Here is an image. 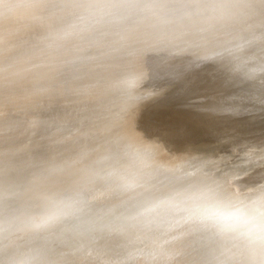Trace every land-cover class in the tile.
Returning <instances> with one entry per match:
<instances>
[{
	"label": "bare ground",
	"instance_id": "6f19581e",
	"mask_svg": "<svg viewBox=\"0 0 264 264\" xmlns=\"http://www.w3.org/2000/svg\"><path fill=\"white\" fill-rule=\"evenodd\" d=\"M34 2L0 24V53L6 52L1 61L9 64L0 72V238L12 234L13 223L33 233L14 258L24 257L30 264H79L92 253H102L112 264H133L131 252L171 240L193 212L201 222L227 217L202 206L206 190L221 193L222 185L206 172L197 175V167L208 159L218 165L234 153L238 169L257 161L260 167L253 177L262 179L264 153L240 155L246 152L241 149L245 143L256 146L264 135L245 133L240 125L220 136L222 124L212 121L219 120L209 110L212 103L203 104L204 109L198 102L206 98L209 104L220 94L227 101H221L227 114L249 109L252 117L264 110V0H64L57 11L49 9L48 0ZM191 3L200 10L183 14ZM178 18L182 23L176 25ZM35 27L41 28L37 36L26 34ZM158 27L170 34L162 43H150L149 32ZM114 30L117 35H112ZM86 35L90 39L84 42ZM120 37L130 50L102 64L98 45L110 50ZM59 39L96 49L78 76L63 77L60 70L43 87L30 82L17 90L13 83L25 65L53 51ZM124 53H147L142 74L126 69L114 76L126 63L119 61ZM134 75H142L147 84L140 88L142 79H131ZM228 84L242 88L230 94ZM129 88L135 89L132 102L125 98ZM6 94L17 95L16 102L5 100ZM28 94V101L21 100ZM149 97L164 100V108L175 109V118L183 105H193L188 110L198 118L194 125L208 127L194 141L183 135L171 141L158 138V131L153 125L146 129L139 114L147 110L142 105ZM201 107L208 108L212 122ZM204 116L216 125L203 127ZM254 116L249 121L260 115ZM140 127L152 138L138 139L135 130ZM201 144L199 152L189 154ZM243 196L249 195H232ZM25 210H31L26 219L13 220ZM217 228L200 224L209 233L206 242L188 251L185 239L166 246L160 258L171 252L172 257L185 255L190 264H217L219 253L230 247L229 233L243 229Z\"/></svg>",
	"mask_w": 264,
	"mask_h": 264
},
{
	"label": "rangeland",
	"instance_id": "374dc122",
	"mask_svg": "<svg viewBox=\"0 0 264 264\" xmlns=\"http://www.w3.org/2000/svg\"><path fill=\"white\" fill-rule=\"evenodd\" d=\"M48 2H49L48 3L49 9L52 11H57L60 8L61 4L64 2V0H59V1L58 0H48ZM34 3H35L34 0H25V1L0 0V24H2V22H4L14 12H16L17 10L20 9V7H17L18 5H25V7H29ZM185 8H187V10H185L183 12V14L187 13L189 15L192 14L196 10H198V11L200 10V7L198 5L197 6L194 5V3H191L190 5L186 6ZM195 17H193V19H190V22L192 20H194ZM180 21H182L181 18L180 19L178 18V20H176V22H175L176 25L181 24L182 22H180ZM40 30H41L40 27H35V28L27 29L25 32L27 35L34 37L35 35L37 36L39 34ZM117 34H118L117 30H114L112 32V35H117ZM169 34H170V32H166V31L161 32L160 27L154 28L153 30H151L149 32L148 41L150 43H162V41L165 38V35L167 36ZM85 38L86 39L84 42H87L90 39L89 36H87V35ZM120 39H122V41L120 40L121 41L120 43L114 42L113 45L111 44V41L109 43H107L108 47L110 45H112V46L115 45L114 48L111 47L110 50L106 47V45L105 46L104 45H101V46L98 45V48L101 49L99 56L101 55L100 57H102V64H104L106 60L116 58L120 52L130 50L129 49L130 46H127L126 39L123 40V38H121V37H120ZM100 40L103 41L105 39L103 37H100L99 41ZM54 46H56L54 48V50L51 51L49 54H46L43 58L42 57L40 59L34 58L30 61V63H28V65H25V67L23 68L22 76L17 81H15L13 83L14 87L17 90H22L23 88L28 86V84L30 82H33V84L36 87H43L44 84L46 83V81L48 80V77L57 76L58 73L61 71H62L61 76H63V77H66L69 75H75V77L78 76L79 72L82 71V68H84L82 66H84V64L91 57V54H92L91 52L94 49H96V47H93V45L87 49V48H83L81 46V44H79V43L65 44L63 39H59V41L56 42ZM5 53H6L5 51L0 53V72H6L5 70L9 66V64H5L1 61V59L3 58ZM134 54H136V53H134ZM145 54H147V53H137L134 57L133 56L131 57V55H127V54L121 55V59L119 61L122 60L121 61L122 64H124L125 62L126 63L123 65V68L120 67V69H118L114 72V76L118 77L120 72L123 70H126V69H129L131 71L134 70L137 72V74H139V73L142 74L143 69L141 67H142V63H143L144 58H145ZM123 61H125V62H123ZM262 67H264V65ZM134 71H132V72H134ZM114 76H112L113 79L115 78ZM138 77L140 79H142V75H140V76L134 75L131 79L137 80ZM87 79L88 78H86V80ZM102 82H103V84L102 83H100V84L105 85L106 82H104V81H102ZM111 82H113V80ZM138 84H139L138 86L140 88H142L143 86H145L147 84V82L143 78L142 80L139 81ZM227 86L230 88V87L234 86V84L233 85L228 84ZM235 87L237 89L236 88H230V89L226 88V90L229 89L228 91H230V94H231V90H233V89L239 90L242 88V86H240L241 88L239 86H235ZM263 87H264V85H263ZM234 90H233V92H234ZM32 91L35 92L34 90H32ZM233 92H232V94H233ZM228 94L225 96H227L229 99V96H231V95L228 96ZM217 97H219V98H217ZM217 97L215 99H217V100L220 99L219 100L220 103L218 102L219 105L221 104L220 108H219V109H221L220 112H218L219 111V109H218L219 105L217 104V102L216 103L214 102V100H215L214 98L209 104H207V101L205 102L206 98H202L198 103L203 108L205 105H207V107H208V105H210L211 103L214 105L215 104L217 105V106H214L211 104V106H209V110L211 112L214 111V112H212L213 116H214V113L217 112V114H216L217 117H215V116L213 117L212 115H210V116H212L213 119L214 118H217V120L219 119L218 122L215 121L216 119L212 120V121H214V123L222 124L219 128L220 129V133H219L220 136L226 135L230 130L233 129V127H235V126L240 127V125H241L240 129L242 131H244L245 133L254 132L257 134L262 133L261 135H264V110L259 111V112H254L256 114L253 113L254 115H260V116H258V120L256 118V120L258 122L257 121L253 122V120H252V122H253L252 123L251 119L249 121V118L253 119L255 116L254 115H251L252 117H249L250 115L248 116V114H251L249 109H245V110L243 109V112L245 111L244 113L242 112V109L241 110L238 109L241 111V112L239 111L240 113L238 112L237 109H236L237 111L233 110L231 112L227 110L228 114H229L228 115L226 110H223L225 108L222 107L224 105L221 103V101H223V99H225V98L221 99L220 94H218ZM4 98L9 103H14V102H16L15 99H17L18 96L6 94ZM29 98H30V94L26 95L21 100L28 101ZM149 98L150 99H148L146 101V103L142 105L143 108L147 109V110H143L139 113L140 118H142V119L144 118V122L146 121V123H145L146 129L150 128V126L153 125V127L156 129V131H158L157 137L158 138L161 137V138H163V140L165 139L166 141H171L172 138L175 139L176 137H179L180 135L181 136L183 135L182 137H184L187 142L188 141H194L195 139H200V137L202 135L198 136V134L201 131H203L205 128H207L208 127L207 125H209L212 122L210 119L212 117H209L210 112H209V110H207L208 108L206 110H204L205 108L203 109L201 107V110H200V111L203 110L201 112V114L205 113L204 111H207L206 112L207 114L205 113V115L206 116L208 115L207 117H209V120L211 121L209 123V120L206 119L207 117L205 118V116H204V119H206L205 122L202 120L201 121L203 122V124L205 123V125H203V127L204 126H207V127H204V129H202V127L200 126V123L198 126L194 125L198 118L196 117V119H195L194 118L195 116H191V114L189 115L190 111L188 110V108H190L191 106L193 107V105H189L190 107L187 106L188 108L185 107L186 105H183L184 107H182V105H181L180 107H182V109H180V108L179 109L182 112H180L181 114L178 113V115H177V117L179 118L178 119V118H175L173 115L175 109H173L171 111V109L168 110L167 108H164L167 105L166 102H164V100L159 101L156 98L155 99L152 97H149ZM217 100H215V101H217ZM224 101L227 102L226 99ZM224 101H223V103H225ZM203 104H204V106H203ZM212 106H214V107H212ZM210 107L212 110L210 109ZM215 107H217L218 110H214L213 108H215ZM148 108H150L152 110L149 111ZM223 111L226 112L225 114H227V115L223 114L222 113ZM247 111H249V113H247ZM219 113L220 114L222 113L223 116H227V117L223 118V116L221 117L220 115H218ZM243 115L244 116L247 115L248 121H244L245 117ZM218 116L221 117L222 122H219L220 118ZM241 121L242 122L244 121V123L246 125H244V123L241 124L240 123ZM255 122H257L256 123L257 126L250 127V125L252 126L253 124H255ZM214 123H212L213 126L216 125V124L214 125ZM193 125H194V127H193ZM201 125H202V123H201ZM242 125H244V127ZM196 126L198 129H196V131H195ZM209 126L213 127L211 125H209ZM142 128L143 127H140L139 129L135 130L137 138L141 139V140L147 139V137L152 138V136H150L151 132L145 131ZM199 129H202V130L198 131ZM167 134H169V135L167 136ZM185 135H186V137H185ZM260 143L257 144L256 146L249 145L248 143H245L246 145L244 147H242L241 149L245 150L246 152L241 154L240 157H246L247 158V156H249V154H255L254 152L257 150H258L257 152L260 151V152L264 153V142H260ZM172 146H173V150H175L174 149L175 146L174 145H172ZM194 146H192V147H194ZM201 146H202V144L199 145L200 148L194 147L191 150H188L190 152L189 154L194 153L195 151L199 152V150L204 147V146H202V147ZM167 151H168V149H167ZM232 154H234V153H229V156L226 157L225 159L221 160L218 165H215L216 163H214L213 160L208 159L206 162L202 163L201 166L197 167L196 174L198 175L200 173L202 174V173L206 172L211 177H214L215 178L214 181L217 183H220L222 185V188H221L222 192L219 194H222V195H225L228 197H232V195H234V196L236 195L239 197L241 195H251L254 192H264V183H263L264 176H262V179L253 177L254 173L257 172V170H255V169H259V167H260L258 165V163H256L257 161L248 162V163H246V166L240 167L238 169L237 167H235L236 162H235V158ZM241 159H243V158H241ZM240 162L245 163V161H240ZM199 169H201V170H199ZM193 213L194 214H192L191 218L189 220H187V222H185L181 225V227L183 226V228L180 227L174 232L175 237H173L171 240H168L167 242L162 243L161 245H156V247L154 249L153 248L145 249L146 251L140 252V251H137L136 250L137 248H136L134 250V252H131L130 257H132L131 259H134L133 264H164V263L165 264H170V263L171 264H190V262L185 261V258H183L185 255H182L183 257H181V258H177L175 256L172 257L171 252L168 254V256H166L167 258L165 260H162L160 258V256H161L160 253L162 252L161 250H163L166 246L169 247L172 245H177L178 242L180 243V241L188 239V244H187V247L185 250L190 248L188 251H195L200 244H203L204 242H206L209 239L207 236V235H209V233H206L204 231L202 232V230H200V224H202L204 226L211 227V228L214 227V229H216V227L218 226V228H217L218 230L227 229L228 231H234L236 229L243 228L244 225L246 226V222L244 221V225H243L238 220L237 216H235V215H227V217L221 218V220H219V221H218V218H211L210 217L209 221H206V222L202 221L201 222L200 220H197V218H195V216H193V215H197L196 212H193ZM177 224L179 225V223H177ZM196 231H198V232H196ZM194 232L196 235H194ZM197 233H199V234H197ZM201 233H203V234H201ZM126 246L127 245H124L123 248H127ZM184 253L188 254L187 251H185ZM92 254L88 257H84L79 264H112L111 258L108 254H102V253L99 254L98 253V255H94V256ZM169 256H171V258ZM176 256H177V254H176ZM173 258L175 261H173ZM171 260H172V262H170ZM192 264H194V263H192Z\"/></svg>",
	"mask_w": 264,
	"mask_h": 264
},
{
	"label": "clouds",
	"instance_id": "9594fccd",
	"mask_svg": "<svg viewBox=\"0 0 264 264\" xmlns=\"http://www.w3.org/2000/svg\"><path fill=\"white\" fill-rule=\"evenodd\" d=\"M17 7L23 8L25 5ZM125 98L129 102L134 101L135 89H127ZM202 206L213 215H235L242 217L246 222L242 230L229 233L230 247L219 253L217 264H264V192L233 198L209 188L206 190ZM0 264L30 262L24 257H19L0 260Z\"/></svg>",
	"mask_w": 264,
	"mask_h": 264
},
{
	"label": "water",
	"instance_id": "95a60500",
	"mask_svg": "<svg viewBox=\"0 0 264 264\" xmlns=\"http://www.w3.org/2000/svg\"><path fill=\"white\" fill-rule=\"evenodd\" d=\"M83 197V193H80L78 197ZM31 210H25V213L21 214V216L13 219L16 222H21V220L26 219V215L30 213ZM17 224L13 223L14 231L11 232L12 234L9 236V234L5 237L0 238L1 246L0 247V254L4 253L7 250V253L4 256H0V260H9L11 258H14L15 254L19 253L21 250H25V246L29 243V240L31 238L32 232H29L30 230H26L22 228L21 230H18L19 228H16ZM4 242V243H2ZM9 249V250H8Z\"/></svg>",
	"mask_w": 264,
	"mask_h": 264
}]
</instances>
